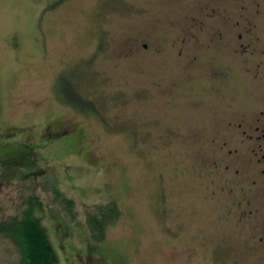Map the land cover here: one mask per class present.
<instances>
[{"label":"rangeland","instance_id":"rangeland-1","mask_svg":"<svg viewBox=\"0 0 264 264\" xmlns=\"http://www.w3.org/2000/svg\"><path fill=\"white\" fill-rule=\"evenodd\" d=\"M54 2L0 0V157L28 145L36 162L0 167V220L22 219L38 198L60 264H252L216 167L220 91L244 107L218 39L222 12L236 19L238 1ZM211 62L228 72L224 88L207 77ZM73 68L98 114L57 95ZM63 128L71 134L43 138ZM112 202L121 215L94 242L91 219ZM11 248L0 264H11Z\"/></svg>","mask_w":264,"mask_h":264},{"label":"flooded vegetation","instance_id":"flooded-vegetation-1","mask_svg":"<svg viewBox=\"0 0 264 264\" xmlns=\"http://www.w3.org/2000/svg\"><path fill=\"white\" fill-rule=\"evenodd\" d=\"M237 1L239 14L236 19H231L228 12H222L225 19L218 39L227 50L225 69H235L236 78L241 76V82L236 81L241 88L244 107H238V97L229 100L228 93L220 91V101L225 104L222 112L225 126L221 134L226 141L222 142V160L216 167L223 177L221 190L235 199L236 224L246 233L244 241L252 264H264V2H256V7L250 9L244 0ZM213 13L208 15L213 17ZM215 38H210L206 45L208 49H212ZM197 60L195 57L194 65ZM218 66L211 62L206 75L211 80H221L224 88L229 75ZM68 130L58 129L43 138L56 141L71 134H67ZM22 146L19 151L2 153L0 167H32L36 163L32 160L33 148Z\"/></svg>","mask_w":264,"mask_h":264},{"label":"trees","instance_id":"trees-1","mask_svg":"<svg viewBox=\"0 0 264 264\" xmlns=\"http://www.w3.org/2000/svg\"><path fill=\"white\" fill-rule=\"evenodd\" d=\"M66 1L55 0L51 8ZM84 79V70L80 68L62 72L57 79L56 93L62 102L79 113L98 114L95 102L81 92ZM26 206L22 219L0 220V254H9V248L12 247L15 256L12 257L11 264H60L47 230L37 215L38 211L44 210L42 202L32 197ZM120 215L116 203L112 202L108 209L101 210L99 216L91 219L94 242L102 241L107 227L115 223Z\"/></svg>","mask_w":264,"mask_h":264}]
</instances>
